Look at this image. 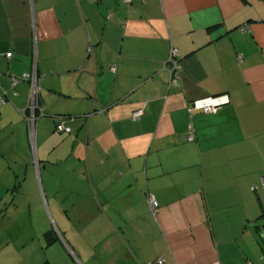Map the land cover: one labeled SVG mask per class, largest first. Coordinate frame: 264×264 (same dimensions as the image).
<instances>
[{"label":"crops","instance_id":"0c3cea01","mask_svg":"<svg viewBox=\"0 0 264 264\" xmlns=\"http://www.w3.org/2000/svg\"><path fill=\"white\" fill-rule=\"evenodd\" d=\"M23 74L41 110L32 140ZM220 94L215 114L188 112ZM1 96L0 264H264L261 0H0ZM35 140L25 173L68 178L53 237L12 222L6 200Z\"/></svg>","mask_w":264,"mask_h":264},{"label":"rangeland","instance_id":"374dc122","mask_svg":"<svg viewBox=\"0 0 264 264\" xmlns=\"http://www.w3.org/2000/svg\"><path fill=\"white\" fill-rule=\"evenodd\" d=\"M36 140L34 142V149H30L31 154H28V157H25L22 154L18 156L19 158L15 161L17 165L21 166V171L18 173L12 172L11 180L8 182V189L10 192L6 197V200L9 203L12 202V217L10 218L12 222H14L18 216L24 214L26 215L28 223L34 225V230H36L38 234L44 233V231L46 232V230L51 228L53 234H50V236L53 237L55 236V220L57 221L54 201L55 189L62 186V188H66L68 178L66 177V174H44L43 170L41 171L42 174L25 173L24 170L27 165H31L32 168L35 166L32 162V158L35 154ZM12 165L14 167L15 164ZM48 168L51 169L52 167L49 166ZM39 182L41 184H39ZM62 201L63 196H58V203L60 204ZM65 209L67 211L66 205ZM67 215H70L68 211ZM31 231L29 232V235L34 234V232ZM262 241L261 245L264 250V234L262 235Z\"/></svg>","mask_w":264,"mask_h":264},{"label":"built area","instance_id":"2783aa9c","mask_svg":"<svg viewBox=\"0 0 264 264\" xmlns=\"http://www.w3.org/2000/svg\"><path fill=\"white\" fill-rule=\"evenodd\" d=\"M125 5L129 6L132 2V0H121ZM239 30L241 32H245L248 31V27L247 26H241L239 28ZM9 57V56H8ZM238 61H241V56H238ZM168 62H169V69H168V73H169V86H171L172 84L175 85L178 83L179 80V72L181 70V67L179 65V54L176 50H171L169 58H168ZM111 72L115 71V66H111L110 68ZM23 81H28L31 85V95H30V100H29V104H28V109H29V116L27 117V124H28V128H29V137L30 139H34L35 136V123H36V117H35V111L38 110L39 113H41L40 108L38 107L37 104V96H36V92H35V88H36V81H35V76L34 75H29V74H23L20 78ZM18 79H12V83L13 85L18 82ZM227 98L226 102H222V98ZM0 103H5V100L3 98V96L0 97ZM229 103V97L227 95H219V96H213V97H206V98H202V99H198V100H194L191 104H189L190 106H188L187 110L190 113H202L205 115H211V114H215L220 108H222L223 106H225L226 104ZM142 115V111L139 110L137 112H134L132 114V119L133 120H137L139 119V117ZM56 130L59 133H65V132H69V129L66 128L64 126V124L62 122H60L57 126H56ZM188 141H192L193 138L192 136H188L187 138ZM261 186L264 187V177L261 180ZM252 190L255 189L254 186H252L251 188ZM147 204L149 207L150 212L155 215L157 213L158 210V204L155 201V199L153 198V196L148 195L147 196ZM148 264H152V263H148ZM155 264H164V259L162 257L158 258L155 261ZM212 264H219L218 262H213Z\"/></svg>","mask_w":264,"mask_h":264},{"label":"trees","instance_id":"16d2710c","mask_svg":"<svg viewBox=\"0 0 264 264\" xmlns=\"http://www.w3.org/2000/svg\"><path fill=\"white\" fill-rule=\"evenodd\" d=\"M263 3H264V0H261ZM123 3V2H122ZM132 3V2H131ZM124 4V3H123ZM125 5V4H124ZM131 5V4H130ZM129 5V6H130ZM127 6V5H126ZM129 6H127V7H129ZM113 73V72H112ZM178 84H180V78H179V80H178V83L177 84H175V86L176 85H178ZM173 85V84H172ZM171 85V86H172ZM220 95H225V94H220ZM213 96H219V95H213ZM213 96H207V97H213ZM204 98H206V97H204ZM200 99H202V98H200ZM198 100V99H197ZM194 101V100H193ZM193 101H191L190 102V104L193 102ZM0 104H2V103H0ZM3 104H5V103H3ZM28 104H29V102H28ZM28 104H27V108L24 110V112H23V118H24V120H25V123H26V131H27V136L29 137V128H28V124H27V117L29 116V109H28ZM37 104H38V99H37ZM190 106V105H189ZM35 117H36V119L38 120V118H40L39 116H40V113L38 112V110H36L35 112ZM205 115V114H204ZM65 119L66 118H61V119H59V121H58V123L55 125V130H56V126L60 123V122H62L63 124H64V126L66 127V128H68L66 125H65ZM69 129V132H65V134H70V132H71V130H70V128H68ZM57 131V130H56ZM58 132V131H57ZM64 133V132H63ZM148 205V204H147ZM150 211V210H149ZM158 211V210H157ZM150 214L154 217V215L150 212ZM158 259V258H157ZM156 259V260H157ZM156 260H154V261H152V262H150V263H152V264H155V261Z\"/></svg>","mask_w":264,"mask_h":264},{"label":"clouds","instance_id":"9594fccd","mask_svg":"<svg viewBox=\"0 0 264 264\" xmlns=\"http://www.w3.org/2000/svg\"><path fill=\"white\" fill-rule=\"evenodd\" d=\"M227 101V98H222V102H226Z\"/></svg>","mask_w":264,"mask_h":264}]
</instances>
